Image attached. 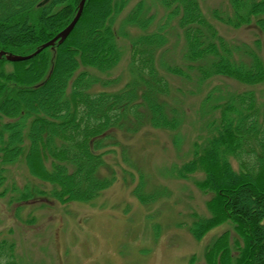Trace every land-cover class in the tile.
Wrapping results in <instances>:
<instances>
[{
    "label": "trees",
    "instance_id": "trees-1",
    "mask_svg": "<svg viewBox=\"0 0 264 264\" xmlns=\"http://www.w3.org/2000/svg\"><path fill=\"white\" fill-rule=\"evenodd\" d=\"M40 1L0 0V51L33 53L71 23L81 0H50L41 7ZM129 1L87 0L63 43L24 61L0 57V187L20 159L44 185L27 187L11 202L34 196L63 204L91 201L115 180L114 173L103 175L101 169L119 144L117 130L180 126L182 112L168 100L170 83L155 67V55L168 44L161 31L132 39L133 78L122 88L96 89L101 79L88 70L106 72L120 61L114 24ZM160 2L169 19H177L185 45V68L167 66L169 72L189 78L195 71L201 83L215 77L252 86L264 81V60L256 49L221 36L200 0ZM229 2L230 11L215 10L213 16L235 28L254 25L264 37V0ZM143 4L139 1L126 21L147 31L150 19L141 18ZM255 44L261 47V40ZM110 83L100 82L104 87ZM215 91L203 100L204 108L217 112L209 135L195 144L192 159L179 171L183 178L203 172L197 184L214 194L209 201L212 216L195 220L190 231L200 239L229 221L236 236L224 231L207 250L208 263L264 264V101L247 89L220 95L209 104ZM0 264H17L14 243L8 240L0 243Z\"/></svg>",
    "mask_w": 264,
    "mask_h": 264
},
{
    "label": "rangeland",
    "instance_id": "rangeland-1",
    "mask_svg": "<svg viewBox=\"0 0 264 264\" xmlns=\"http://www.w3.org/2000/svg\"><path fill=\"white\" fill-rule=\"evenodd\" d=\"M139 1L144 3L141 18L150 19L147 31L126 21ZM229 1L200 3L221 36L237 46L256 49L264 60V37L258 28L231 27L213 16L215 10L230 11ZM168 14L160 0H130L114 24L120 61L106 72L88 70L101 81L113 80L105 87L100 81L96 89L122 88L133 78L132 39L161 31L168 44L155 55V67L170 83L168 100L182 112L180 126L168 130L145 124L136 132L117 130L119 144L101 169L103 175L114 173L115 180L91 201L63 204L34 196L33 201L16 207L10 204L12 198L27 187L44 185L29 173L23 159L11 166L0 187V192L7 187L0 195V243L5 239L15 243L18 264H209L207 250L216 239L226 230L236 236L229 221L213 226L200 239L192 234L195 220L212 216L209 201L214 194L198 186L203 172L183 178L179 171L192 159L195 144L208 137L210 121L217 116L203 107L204 98L216 90L210 104L220 95L249 89L262 102L264 81L252 86L215 77L201 83L195 71L189 72V78L169 72L167 66L184 69L186 62L183 34L177 19H169ZM232 163L239 169L234 159ZM20 202L24 201H16Z\"/></svg>",
    "mask_w": 264,
    "mask_h": 264
},
{
    "label": "water",
    "instance_id": "water-1",
    "mask_svg": "<svg viewBox=\"0 0 264 264\" xmlns=\"http://www.w3.org/2000/svg\"><path fill=\"white\" fill-rule=\"evenodd\" d=\"M50 0H42L39 3V6H43L46 3H48ZM86 0H81L80 4H79V9L78 12L76 14V16L74 17V19L72 20V22L64 29L62 30L59 34H57L52 40L42 44L40 47L37 48V50L30 54V55H18V54H14V53H8L5 51H0V57L5 56L9 61L11 62H18V61H24L27 59H30L34 56H36L37 54H39L42 50H44L47 47H54V45L58 42V43H63L65 41V39L70 35V33L72 32V30L74 29L75 25L77 24L78 20L80 19L83 10H84V6H85Z\"/></svg>",
    "mask_w": 264,
    "mask_h": 264
}]
</instances>
